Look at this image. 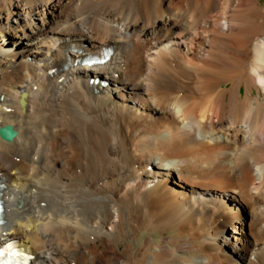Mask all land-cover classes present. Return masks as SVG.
<instances>
[{
	"label": "bare ground",
	"instance_id": "1",
	"mask_svg": "<svg viewBox=\"0 0 264 264\" xmlns=\"http://www.w3.org/2000/svg\"><path fill=\"white\" fill-rule=\"evenodd\" d=\"M7 124L0 248L264 264V0H0Z\"/></svg>",
	"mask_w": 264,
	"mask_h": 264
},
{
	"label": "water",
	"instance_id": "2",
	"mask_svg": "<svg viewBox=\"0 0 264 264\" xmlns=\"http://www.w3.org/2000/svg\"><path fill=\"white\" fill-rule=\"evenodd\" d=\"M25 93L21 94L20 103H23V97ZM16 135L15 129L11 125L0 126V138L5 141H11Z\"/></svg>",
	"mask_w": 264,
	"mask_h": 264
},
{
	"label": "rangeland",
	"instance_id": "3",
	"mask_svg": "<svg viewBox=\"0 0 264 264\" xmlns=\"http://www.w3.org/2000/svg\"><path fill=\"white\" fill-rule=\"evenodd\" d=\"M0 171H4V172H6L5 170H3V169H1Z\"/></svg>",
	"mask_w": 264,
	"mask_h": 264
}]
</instances>
